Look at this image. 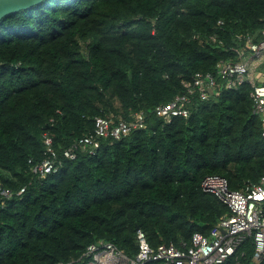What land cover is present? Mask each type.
<instances>
[{
    "label": "trees",
    "instance_id": "1",
    "mask_svg": "<svg viewBox=\"0 0 264 264\" xmlns=\"http://www.w3.org/2000/svg\"><path fill=\"white\" fill-rule=\"evenodd\" d=\"M262 30L264 0H42L2 17L0 264H83L86 246L101 242L134 255L137 229L152 246L208 234L229 210L202 190L203 177L240 189L264 174L251 87L194 98L188 116L168 122L153 109L196 72L238 60V34ZM138 110L145 128L102 138L95 155L78 148L56 173L32 172L44 135L59 152L93 131L95 117ZM252 257L247 236L218 264Z\"/></svg>",
    "mask_w": 264,
    "mask_h": 264
},
{
    "label": "built area",
    "instance_id": "2",
    "mask_svg": "<svg viewBox=\"0 0 264 264\" xmlns=\"http://www.w3.org/2000/svg\"><path fill=\"white\" fill-rule=\"evenodd\" d=\"M237 37L243 41V45L236 49L238 60H221L214 71L196 72L191 81H183L184 91L154 107V115L167 122L175 116L186 117L192 99L206 101L222 89H235L247 83L251 87L253 110L261 118L264 137V80L260 82L255 76L257 64L264 61V30L259 38L250 33L238 34ZM146 126V114L142 110L133 112L129 118L117 116L116 120L113 115L97 116L93 131L59 152L53 147L51 137L44 135L46 156L31 170L39 177L56 173L64 159L76 157L78 148L95 155L102 138L118 139ZM200 185L203 191L213 193L224 202L229 210L208 234L196 231L188 242L182 241L180 245L169 242L152 246L145 233L137 229V251L134 255H128L112 242L90 243L82 254L83 264H143L150 260H160L164 264H218L235 255L247 236L251 237L253 244L252 264H259L264 258V174L259 182L248 180L240 189L229 188L227 179L219 174H207ZM24 190V186L20 187L17 194ZM1 192L11 194L8 189ZM55 264H74V261H57ZM236 264L244 262L237 260Z\"/></svg>",
    "mask_w": 264,
    "mask_h": 264
},
{
    "label": "water",
    "instance_id": "3",
    "mask_svg": "<svg viewBox=\"0 0 264 264\" xmlns=\"http://www.w3.org/2000/svg\"><path fill=\"white\" fill-rule=\"evenodd\" d=\"M41 1L42 0H0V19L21 9L32 7Z\"/></svg>",
    "mask_w": 264,
    "mask_h": 264
},
{
    "label": "crops",
    "instance_id": "4",
    "mask_svg": "<svg viewBox=\"0 0 264 264\" xmlns=\"http://www.w3.org/2000/svg\"><path fill=\"white\" fill-rule=\"evenodd\" d=\"M255 76L258 81L264 80V61L257 64L255 68Z\"/></svg>",
    "mask_w": 264,
    "mask_h": 264
}]
</instances>
